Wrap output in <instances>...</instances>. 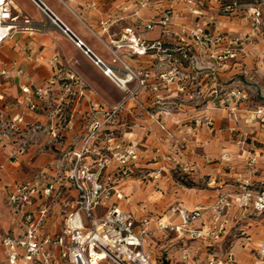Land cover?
I'll use <instances>...</instances> for the list:
<instances>
[{
  "label": "crops",
  "instance_id": "crops-1",
  "mask_svg": "<svg viewBox=\"0 0 264 264\" xmlns=\"http://www.w3.org/2000/svg\"><path fill=\"white\" fill-rule=\"evenodd\" d=\"M10 1L12 12L20 18L12 40L0 47V96L3 97L0 134L22 115L24 122L18 131L9 133L0 146V231L20 235L22 225L10 215L4 187L36 179L45 185L46 181L54 182L62 177L68 170L65 153L80 149L90 133L85 100L74 99L69 105L61 103L60 81L69 75L80 77L102 111L117 107L127 96L94 64L91 56L84 54V47L122 75L125 67L113 53L115 41L134 33L147 44L162 39L166 45L173 46L181 30H189L194 23L178 6L183 18L170 25L168 35L161 26L148 31L146 25L160 17L155 6L159 3L173 5L169 0H154L153 7L138 15L133 7L137 0H40L84 44L79 49L75 40L64 35L36 3ZM247 3L253 4L252 1L242 2ZM217 19L222 29L234 38L244 39L251 33L243 17ZM26 20L29 25H25ZM203 20H207V16ZM251 38L254 43L237 61V65L241 62L245 66V75L252 59H260L258 68L264 62V35L260 33ZM117 53L133 69L149 73L153 84L160 73L171 69L166 56L153 53L147 57L132 56L127 49ZM232 65L221 70L220 87L230 84L233 88L235 66ZM182 84L183 90L175 84L157 95L150 87L141 89L132 109L101 136L105 140L109 135V141L103 143L105 146L136 145L138 159L130 165L129 176L120 174L116 163L105 171L102 184L111 190L112 197L102 201L93 215L102 218L117 206L135 215L138 230L142 227L141 221L148 219L145 248L153 254L156 264L182 263L186 247L189 248L186 264H209L212 260L216 264H264V260L257 257L259 243L264 238V217L255 215L253 209L244 212L233 203L216 222L213 211L221 195L234 201L243 181L249 182V191L264 190V148L256 150L241 140L237 144H232L233 139L231 143L223 141L219 135L223 127L230 134L241 131L252 134L261 129L264 137V125L255 112L250 119L248 108L232 111L220 106L211 91L215 85L205 74L196 83L184 80ZM23 87H30L33 93L38 89L49 92L36 98L35 108L31 109L22 93ZM137 87V81L129 85L131 91ZM158 96L161 103L157 101ZM60 106L62 114L58 112ZM68 111L73 113V119L67 124L62 118ZM224 155L228 160H222ZM254 158L256 164L250 165ZM95 159L96 156L89 155L86 162L89 164ZM178 172L188 176L195 186L185 185L182 178L175 179ZM116 191L121 192V199L116 197ZM76 197L71 184L56 187L48 203L46 234L62 230V203ZM39 205L40 202L35 201L31 210ZM195 207L203 209L194 224L195 230L202 233L201 238L192 239L187 233L157 232L164 225L180 226V210L192 211ZM0 264H9L1 241Z\"/></svg>",
  "mask_w": 264,
  "mask_h": 264
},
{
  "label": "built area",
  "instance_id": "built-area-1",
  "mask_svg": "<svg viewBox=\"0 0 264 264\" xmlns=\"http://www.w3.org/2000/svg\"><path fill=\"white\" fill-rule=\"evenodd\" d=\"M39 7L44 16L50 18L48 9L40 0H31ZM243 1H252L253 4H242ZM173 5L161 6L155 4L160 12L158 20L146 25L148 31L157 26L164 29V34L170 32V25L181 20V6L194 23L188 30L184 28L177 35V42L173 46L165 44L164 40H157L147 44L134 33L123 36L113 43V53L117 61L124 64L122 75L116 74L111 67L92 55L89 49L84 54L91 56L94 64L99 67L127 96L117 107L102 111L98 103L88 93V86L78 76L69 75L60 81L58 98L61 103L69 105L74 99H84L88 107V116L91 122L90 133L78 150L67 151L64 161L68 166L65 174L54 182H44L39 179L24 183H17L4 187L10 215L22 225L20 235L4 234L0 231V241L6 261L9 264H100L107 260L110 264H156L153 254L145 248V237L148 235L149 220L141 221V229H137V219L134 214L120 210L117 206L110 209L102 218H95L93 212L102 201L112 197L110 189L102 184L105 171L114 163L118 165L120 174L129 176L130 165L138 159V149L134 144L116 148L101 136L106 129L119 123L121 116L130 111L141 89L150 87L154 95L161 90H168L171 85L178 84L183 90V81L191 80L196 83L204 74L213 82V96L222 107L233 105L234 101H247L245 92L233 88L220 87L221 70L246 52L254 42L251 36L264 35V0H169ZM40 3L46 8L42 7ZM154 6V0H137L133 4L136 15L140 11ZM49 10V9H48ZM207 10V11H206ZM50 11V10H49ZM51 12V11H50ZM207 16V20H203ZM243 17L250 28V34L244 39L234 38L229 32L222 29L218 17L233 19ZM19 15L12 12L10 0H0V47L12 40L19 27ZM52 22L56 24L54 20ZM25 21V25H29ZM224 25V24H223ZM68 30V29H67ZM69 36L68 31L61 29ZM77 48L82 49L84 44L75 40ZM127 49L132 56L147 57L150 53L157 56H166L171 69L160 73L154 84L150 74L133 69L124 63L117 51ZM264 55V51L262 53ZM5 74V73H3ZM137 81L135 91L129 85ZM181 85V86H180ZM49 91L38 89L32 92L30 87H23L22 93L31 109L35 108V99L47 95ZM35 97V98H33ZM0 101L3 97L0 96ZM160 102V96L157 97ZM236 111V107L230 108ZM59 114L63 113L60 106ZM256 117L264 125V106L255 111ZM63 122L69 123L73 113L67 112ZM24 122V116L18 117L0 134V146L9 133L16 132ZM89 155L96 156L91 163L86 162ZM223 161L228 160L224 155ZM256 164L251 159L250 165ZM71 184L77 192L72 201L62 203L61 214L64 216V227L55 234L44 232L49 220V200L57 186ZM249 182L243 181L239 186V194L234 201H228L226 195H221L213 211L216 222L221 219L224 211L233 203L240 206L244 212L253 209L255 215L264 217V190L252 192L248 190ZM116 197L122 198L121 192L116 191ZM40 202L37 209L31 210L34 202ZM203 209L197 207L192 211L180 210L182 224L180 226L164 225L157 232L187 233L192 239L203 235L194 228V224L202 215ZM59 251L56 254V251ZM189 249L186 247L182 255V263L186 264ZM258 259L264 260V238L259 243ZM209 264H216L212 260Z\"/></svg>",
  "mask_w": 264,
  "mask_h": 264
},
{
  "label": "rangeland",
  "instance_id": "rangeland-1",
  "mask_svg": "<svg viewBox=\"0 0 264 264\" xmlns=\"http://www.w3.org/2000/svg\"><path fill=\"white\" fill-rule=\"evenodd\" d=\"M264 55H262L263 57ZM239 57L236 59L235 62H233L231 65L235 69V79H234V86L233 89H236L237 91L245 92L248 96L247 101H234L233 105H229L226 108H232L233 106L236 107V111H238L240 108L246 109L248 108L250 112V119L254 115V112L258 109V107L264 106V62L260 65V68H258L259 60L252 59L251 65L248 69L247 75L243 74L245 70V66L240 62L237 65ZM236 63V65H235ZM246 77V78H245ZM225 88H232L229 85L224 84ZM225 127H223V132L220 135V138H222L223 141L230 142L233 139L232 144H237L238 140H241V142H246L249 146L254 147L256 150H262L264 148V137L262 136V130L256 131L252 134H246L245 132H234L232 134L225 132ZM260 134V135H259ZM246 138V139H245ZM255 139V140H254ZM254 144V145H252ZM174 178L181 179V181L189 186L190 184L195 186L194 183H191L188 176H184L181 174V172H178V174L174 175ZM177 179V180H179ZM189 179V180H188ZM197 208V207H195ZM194 208V209H195ZM193 209V210H194ZM170 233H175L172 231H167ZM161 233V232H159ZM164 233V232H162ZM188 248V247H187ZM189 249V248H188ZM100 264H110L107 260L101 262ZM193 264H199V262H194Z\"/></svg>",
  "mask_w": 264,
  "mask_h": 264
},
{
  "label": "water",
  "instance_id": "water-1",
  "mask_svg": "<svg viewBox=\"0 0 264 264\" xmlns=\"http://www.w3.org/2000/svg\"><path fill=\"white\" fill-rule=\"evenodd\" d=\"M40 5L42 6V7H44L41 3H40ZM45 8V7H44ZM46 9V8H45ZM46 11L48 12V14H49V16H50V18H51V20H54L55 22H56V26L61 30V29H63V30H66V31H68V33H69V36L71 37V38H73L74 40H77V38L69 31V30H67V28L48 10V9H46ZM84 49L85 50H87V48L86 47H84Z\"/></svg>",
  "mask_w": 264,
  "mask_h": 264
},
{
  "label": "trees",
  "instance_id": "trees-1",
  "mask_svg": "<svg viewBox=\"0 0 264 264\" xmlns=\"http://www.w3.org/2000/svg\"><path fill=\"white\" fill-rule=\"evenodd\" d=\"M191 186V185H190Z\"/></svg>",
  "mask_w": 264,
  "mask_h": 264
}]
</instances>
